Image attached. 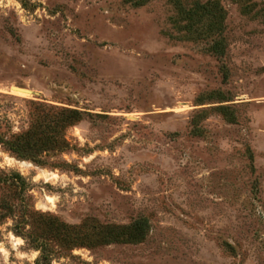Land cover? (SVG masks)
Instances as JSON below:
<instances>
[{"label":"rangeland","instance_id":"obj_1","mask_svg":"<svg viewBox=\"0 0 264 264\" xmlns=\"http://www.w3.org/2000/svg\"><path fill=\"white\" fill-rule=\"evenodd\" d=\"M40 251L264 264V0H0V264Z\"/></svg>","mask_w":264,"mask_h":264},{"label":"trees","instance_id":"obj_2","mask_svg":"<svg viewBox=\"0 0 264 264\" xmlns=\"http://www.w3.org/2000/svg\"><path fill=\"white\" fill-rule=\"evenodd\" d=\"M132 227H133L134 230H137V231L141 230V228H140L141 225L139 223H135ZM140 236L141 235H139V233H135L134 232V233H128V235L126 236L125 239L116 236L115 238H112V240H114V241H120V242H128L130 240H138L139 238H141ZM45 259H46V257L44 255V251H40V255H39V259L37 261V264H40V262L44 261Z\"/></svg>","mask_w":264,"mask_h":264},{"label":"bare ground","instance_id":"obj_3","mask_svg":"<svg viewBox=\"0 0 264 264\" xmlns=\"http://www.w3.org/2000/svg\"><path fill=\"white\" fill-rule=\"evenodd\" d=\"M12 91H13L15 94H19V95H27V94H28L27 91H22V90H18V89H14V88H12Z\"/></svg>","mask_w":264,"mask_h":264}]
</instances>
